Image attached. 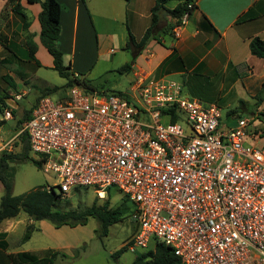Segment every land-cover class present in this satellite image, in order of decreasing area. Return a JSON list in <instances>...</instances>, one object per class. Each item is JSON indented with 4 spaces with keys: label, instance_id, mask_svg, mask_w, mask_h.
Instances as JSON below:
<instances>
[{
    "label": "built area",
    "instance_id": "1",
    "mask_svg": "<svg viewBox=\"0 0 264 264\" xmlns=\"http://www.w3.org/2000/svg\"><path fill=\"white\" fill-rule=\"evenodd\" d=\"M100 95L75 84L65 98L42 97L3 149L26 133L63 198L123 193L135 205L131 252L154 239L181 264H264V147L246 142L250 121H226L181 83L144 74L132 96Z\"/></svg>",
    "mask_w": 264,
    "mask_h": 264
},
{
    "label": "crops",
    "instance_id": "2",
    "mask_svg": "<svg viewBox=\"0 0 264 264\" xmlns=\"http://www.w3.org/2000/svg\"><path fill=\"white\" fill-rule=\"evenodd\" d=\"M43 1L31 4L20 0L29 23L28 33L33 35L37 46L32 59L26 46L23 21L12 12L9 2L0 0V34L6 38L9 48L5 51L0 45V62L20 66V69L14 68L0 76L4 83L0 84V96L7 97V108L0 111V150L20 132L22 118L42 97L41 90L45 88L36 85L38 80L41 81L38 76L41 68L54 67L52 56L40 40L39 15ZM57 1L62 11L56 45L63 53L65 65L69 62L67 66H71L78 78L81 74L93 79L119 72L123 66L130 65L127 72H119L122 76L109 88L111 94L132 96L136 75L144 74L150 78L177 81L183 85L187 96L204 104L234 110L243 103L245 108L238 110L240 112L264 111V96L262 102L257 100L264 84V60L253 56L249 48L251 40H264V0H193L196 8L180 28L175 25V19L163 14L156 39H151L138 50L133 63L132 51L128 49L130 37L137 42L142 40L152 25V8L156 0ZM182 3L183 0H174L165 7L170 11ZM117 53L120 54L118 57L103 60L106 56L115 57ZM3 54L5 56H1ZM13 55L19 56L21 61L17 62ZM98 69L101 72L96 75ZM86 90L102 93L94 87ZM33 91L36 98L27 109L23 102ZM19 95L21 99L16 98ZM231 118L243 117L232 114ZM253 134L248 131L246 142L259 145L261 137L252 138ZM0 191H3L1 183ZM32 224L36 227L34 232H45L53 240L60 239V231L52 229L45 221L34 222L20 213L0 224V264H11L10 255L28 252L22 247L34 232L26 241L23 237L26 228ZM78 247V243L58 244L55 250L62 253L73 250L74 253ZM62 253L55 264L68 261L66 253Z\"/></svg>",
    "mask_w": 264,
    "mask_h": 264
},
{
    "label": "trees",
    "instance_id": "3",
    "mask_svg": "<svg viewBox=\"0 0 264 264\" xmlns=\"http://www.w3.org/2000/svg\"><path fill=\"white\" fill-rule=\"evenodd\" d=\"M11 4L12 12L20 17L23 21V30L26 33V46L29 49V54L32 59L37 50V46L33 41V35L28 33L29 23L27 22V16L20 4V0H6ZM29 3H39L40 0H27ZM130 1V0H125ZM174 0H156L154 7L152 8V25L146 31L144 37L141 41L137 42L133 37H130L128 43V49L132 51V63L135 61L138 55V50L144 48V46L151 39H156L160 25L162 24V19L166 13L171 16V18L176 20V24H180L182 16L186 12L190 14L195 10V3L192 5L191 9H188V4L192 0H183V3L178 5L173 10H167L165 5ZM42 11L39 15V22L41 26L40 40L43 46L47 49L49 54L53 58L54 67L53 70L56 71L62 78L67 80V86L70 88L75 84H81V81L76 78L75 73L72 71L71 66H67L63 60V53L57 48L56 42L59 38L61 27V5L57 0H44L42 3ZM6 38L0 34V45L4 50H9L6 45ZM160 42V40L158 39ZM250 52L253 56H256L264 60V40L260 38H255L250 41L249 44ZM17 58L16 55H13ZM130 65L123 66L119 72H127ZM5 78V77H4ZM7 78V77H6ZM6 81V79H5ZM57 88H45L41 90V96H50L55 93ZM264 96V84L262 86L261 94L257 98L258 102H262ZM41 97V98H42ZM7 97L0 96V111H4L7 108L5 99ZM40 98V99H41ZM39 99V100H40ZM38 100V101H39ZM38 103V102H37ZM243 104V103H241ZM30 112H26L24 117L25 121H28L31 117ZM235 111L228 114L226 121H229ZM178 116H173L172 121L175 122ZM23 125H21L20 130ZM24 142L23 154L13 155L11 152L3 151L0 154V183L3 187L4 195L0 201V224L9 219L16 218L20 213L26 214L34 222L48 221L54 224L56 227H61L64 225L76 226L78 224H86L90 217L96 218L100 224V236L105 237L108 235L110 226L119 223L123 220V215L119 210H112L110 208V203L105 199L103 206L98 207L93 205L89 209L76 210V211H59L56 210V203L59 199L63 197L54 191H48L46 187H37L30 192L25 194L15 196L13 195V177L14 171L11 168V164L18 160H25L29 158V153L31 152L27 134H21L19 136ZM36 167L41 168L42 161L33 160ZM111 191V190H110ZM110 191L109 194L110 195ZM36 230V227L32 224L26 228V233L24 240H28L31 234ZM127 250V247H123L119 252H117L113 257L119 255L120 253ZM63 256L58 252H51L44 257H39L31 252H20L17 254L10 255L11 264H55L56 260ZM132 264H181V260L175 256L172 249L165 246L161 242H156L153 251H149L140 256H137Z\"/></svg>",
    "mask_w": 264,
    "mask_h": 264
},
{
    "label": "rangeland",
    "instance_id": "4",
    "mask_svg": "<svg viewBox=\"0 0 264 264\" xmlns=\"http://www.w3.org/2000/svg\"><path fill=\"white\" fill-rule=\"evenodd\" d=\"M167 29H169L168 26ZM119 55L120 54L117 53L115 57L106 56L103 58V60L109 61L118 57ZM1 56H5V54ZM19 58L20 57L18 56V58L15 60L20 62L21 58ZM4 61L6 60H3L2 62ZM2 64L3 63L0 62V76L8 74L9 71H13L14 68V70L17 68L20 69V66L17 63H13V66H9L11 63L8 64V62L5 63L8 65ZM101 70L98 69L96 71V75H98ZM74 73L76 74V72ZM38 76L41 79V81L38 80L36 82L38 87L57 88V91L50 95L53 100L56 101L67 96L69 89L67 86V80L62 78L56 71L53 69L41 68ZM121 76L122 75L116 71L110 72L107 75H99L93 79L89 78L88 75L80 74L79 80L81 81V84L84 86V88L94 87L96 90L102 92L100 93V96L104 97L111 94L109 92V88L114 86L115 82H117L116 80L121 78ZM0 84L4 85L1 79ZM36 95V92L33 91L27 97V99L24 100L23 105L25 108H30V105L35 101ZM244 108V104H240L238 109L234 110L224 107L221 109L222 118H228V114L232 111H235L234 114L236 117L247 118L250 121L247 127L248 131L258 134L259 137H261L262 140L258 147L263 148L264 111L254 113L247 110L246 112H240L241 110H244ZM22 121L24 122L25 119L22 118ZM164 123L166 124L167 122ZM19 127L20 125L18 124L17 128ZM21 138H17L15 142L11 143V147L7 149L5 148V150L11 152L13 155H22L24 142ZM5 150L2 147L0 154ZM33 160L41 161L39 156L30 152L28 159L21 161L18 160L11 164V168L14 171L13 195L19 196L30 192L37 187H51L58 194L59 189L57 187V178L51 173L47 172L43 165L41 168L36 167L33 163ZM3 195L4 192L0 191V201ZM106 200L109 201L110 208L112 210H119L123 215L122 221L110 226L107 236H100V224L96 218L93 217H90L86 224H78L76 226L64 225L59 228L54 224L45 221V223L48 226H51L52 229H57V231H60L58 232L60 234V239L53 240L47 237L45 232H34L31 239L26 241L22 248L28 252L34 253L39 257H44L51 252L57 251L62 253L61 251L55 250V247L58 244L67 246L78 243L79 247L74 251V253L73 250L64 251L66 254L62 253L67 257L68 261L66 263L59 261L58 264H131L135 260V257L149 251H153L157 242L154 239L150 241L146 249L136 248L135 252L128 250V244L134 238L137 229V221L134 215V203L127 199L123 193L117 189H111L110 195H108ZM104 203L105 200H100L97 198L93 188H77L74 189L69 194V196L59 199L56 203L55 209L59 211L85 210L89 209L93 205L101 207L104 205ZM22 215L23 217H27V215L24 213H22ZM123 247H127V250L115 256L114 258L113 255L119 252Z\"/></svg>",
    "mask_w": 264,
    "mask_h": 264
}]
</instances>
